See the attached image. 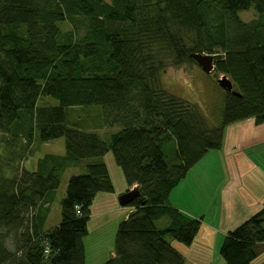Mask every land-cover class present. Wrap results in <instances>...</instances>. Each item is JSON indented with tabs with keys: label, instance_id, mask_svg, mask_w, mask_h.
<instances>
[{
	"label": "trees",
	"instance_id": "obj_1",
	"mask_svg": "<svg viewBox=\"0 0 264 264\" xmlns=\"http://www.w3.org/2000/svg\"><path fill=\"white\" fill-rule=\"evenodd\" d=\"M108 1L0 0V264H86L91 208L99 194L114 192L99 161L107 154L140 197L125 206L134 211L104 264H185L167 237L190 247L201 222L173 208L171 193L223 148L229 126L264 124V0ZM251 10L256 17L242 21ZM65 23L70 31H62ZM191 54L214 55L213 73L237 93L223 90L216 126L162 87L167 69L196 64ZM42 97L58 107L39 108ZM77 107H101L100 128L117 131L104 140L89 124L69 121ZM60 139L65 155H45L26 169L37 143ZM71 167L86 173L69 179L61 222L45 230ZM162 219L165 229L157 226ZM263 253L264 204L219 249L224 264H253Z\"/></svg>",
	"mask_w": 264,
	"mask_h": 264
},
{
	"label": "crops",
	"instance_id": "obj_2",
	"mask_svg": "<svg viewBox=\"0 0 264 264\" xmlns=\"http://www.w3.org/2000/svg\"><path fill=\"white\" fill-rule=\"evenodd\" d=\"M116 131L115 128L109 129L106 136L103 135L105 131L97 133L105 140ZM47 145L49 144L45 146ZM59 146V156L65 155V144L64 147ZM47 152L45 151V155H55ZM99 161L104 162L108 168L114 192L99 194L91 208L89 234L84 239L86 264L89 261L92 264H104L114 257L113 243H107L109 250L105 256V242L99 244L98 237L92 236L112 224L114 240L119 224L134 211L132 207L120 206L118 201L121 195L134 187L128 186L122 170L110 154ZM36 165L37 162L35 165L32 163V167L26 169L34 171ZM169 203L186 216L201 222L199 232L190 247L173 239L169 240L184 257L185 264L218 262L219 249L226 235L263 208L264 124L256 125L254 120L249 119L229 126L225 132L223 148L209 152L188 173L186 179L171 193ZM51 216L52 210L48 221Z\"/></svg>",
	"mask_w": 264,
	"mask_h": 264
},
{
	"label": "rangeland",
	"instance_id": "obj_3",
	"mask_svg": "<svg viewBox=\"0 0 264 264\" xmlns=\"http://www.w3.org/2000/svg\"><path fill=\"white\" fill-rule=\"evenodd\" d=\"M108 1V0H106ZM109 2V1H108ZM256 17V14L253 10L249 12H244L240 14V18L244 22H249ZM63 32L70 31L72 29L70 23H65L61 26ZM222 75H215L214 73L206 74L202 71V69L197 64H187L180 68L171 67L167 69L165 73H163L160 77L162 87L167 90L169 93L181 98L182 100L186 101L189 105L196 108L206 119L210 126L218 125V120L220 117V112L223 107V98H224V91L219 87L217 84V80ZM58 102L50 97H42L39 100L38 107H58ZM103 109L101 107H77L69 113V121L71 122H78L81 125L83 123H87L89 126L87 131L90 132H101L105 131L103 135H107L108 130L101 129L100 125L103 124L104 117L102 116ZM87 121V122H86ZM105 135V136H106ZM37 136L39 134L37 133ZM49 145L45 146L46 144L36 145L35 154L28 157L24 163L25 167L31 168V164L38 162L41 157L45 156V151L47 153H52L57 156L61 155L60 153V146L64 147V140L60 139L56 142H50ZM173 145L170 143L165 148V153L167 155L168 161L174 158V150ZM45 150V151H44ZM37 160V161H36ZM95 161V160H93ZM98 161V160H96ZM90 162V161H89ZM88 162H84L83 165L87 164ZM85 168L83 167H71L66 169L61 175V185L59 189L56 191L54 200L52 202V216L51 219L46 224V229H51L56 227V225L60 224L61 222V203L62 200L66 196V190L69 179L75 175V173H79L80 175L86 173ZM159 229H165L168 226V220L162 219L157 223ZM116 229V228H114ZM117 232V231H116ZM115 232V235H116ZM93 238L98 237V243L101 242L104 244V254L107 256L108 254V245L113 243L114 247V240L113 238V228L112 224L108 225L105 230L97 231L96 234L92 236ZM167 240H172L171 237H167ZM95 246V245H93ZM92 252V249H91ZM219 261L215 264H224L223 259L218 253ZM221 262V263H220ZM264 262V253L260 255L253 264H262ZM88 264H92L89 261Z\"/></svg>",
	"mask_w": 264,
	"mask_h": 264
},
{
	"label": "water",
	"instance_id": "obj_4",
	"mask_svg": "<svg viewBox=\"0 0 264 264\" xmlns=\"http://www.w3.org/2000/svg\"><path fill=\"white\" fill-rule=\"evenodd\" d=\"M191 59L196 62V64L202 69V71L206 74H211L215 70V56L208 54H191ZM217 84L219 87L227 93H231L233 95H237L234 92V85L232 81L227 77L222 75L218 80ZM140 197V191L137 186H135L132 190L126 192L121 195L118 199L119 205L125 207L131 204L133 201Z\"/></svg>",
	"mask_w": 264,
	"mask_h": 264
},
{
	"label": "built area",
	"instance_id": "obj_5",
	"mask_svg": "<svg viewBox=\"0 0 264 264\" xmlns=\"http://www.w3.org/2000/svg\"><path fill=\"white\" fill-rule=\"evenodd\" d=\"M45 253H46V255H48L50 253V249L48 246L46 247Z\"/></svg>",
	"mask_w": 264,
	"mask_h": 264
}]
</instances>
